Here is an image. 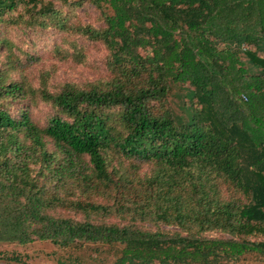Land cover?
Masks as SVG:
<instances>
[{
    "label": "trees",
    "instance_id": "16d2710c",
    "mask_svg": "<svg viewBox=\"0 0 264 264\" xmlns=\"http://www.w3.org/2000/svg\"><path fill=\"white\" fill-rule=\"evenodd\" d=\"M4 24L61 33L62 62L85 65L86 42L106 57L102 78L54 85L41 68L31 84L11 77L27 54L0 32V243L264 264V0H0Z\"/></svg>",
    "mask_w": 264,
    "mask_h": 264
},
{
    "label": "rangeland",
    "instance_id": "374dc122",
    "mask_svg": "<svg viewBox=\"0 0 264 264\" xmlns=\"http://www.w3.org/2000/svg\"><path fill=\"white\" fill-rule=\"evenodd\" d=\"M46 1L50 2L51 0ZM23 9L24 8L21 6L17 13L22 12ZM80 12L82 13L80 14V18L84 23L92 22L95 26H99V22L91 17L97 14L94 6L85 4V6L80 9ZM0 32L13 43L15 52L22 49L27 54L22 58V67L20 68L22 72H12L10 74L12 78L19 79L21 77L31 84H34L37 71L41 68L51 71V82L54 85L66 82L84 83L102 78L104 75L103 62L106 57V51L104 46L99 43H83L88 61L85 65H76L74 62L70 61L62 62L55 57L56 53L53 48L54 45H61V33H57V31L52 28L25 29L21 26L11 27L4 24L0 27ZM67 46L68 45H64V47ZM180 87L182 86L176 85L171 91L169 98L172 102L175 116L182 115L181 119H183L187 117L186 111L190 99L186 94L187 90L184 88L181 89ZM51 114L52 111L49 107L44 104H38L32 109L31 117L34 121L43 124ZM58 191L59 189L57 192ZM61 192L66 196V193L62 190ZM54 193L56 192L53 188L48 189V195L51 196ZM66 213L67 210L65 214ZM31 239L32 242H27L26 244L19 243L18 241L9 242L6 240L0 243V251L8 257L6 259L18 258V256H20L21 259H23V264H76L77 261L75 258L80 261L83 260L84 264H101L99 259L104 255L100 256V254L95 253L90 250V248L83 247L84 249L80 251H74L71 249L57 248V246H53L49 241H40L36 237ZM107 256L109 260L112 258L109 254ZM0 264L12 263L3 261L0 262Z\"/></svg>",
    "mask_w": 264,
    "mask_h": 264
}]
</instances>
